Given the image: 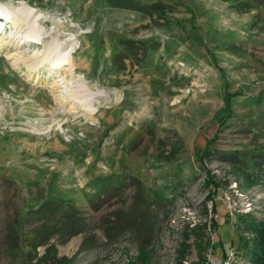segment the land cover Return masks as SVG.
<instances>
[{
    "label": "rangeland",
    "instance_id": "1",
    "mask_svg": "<svg viewBox=\"0 0 264 264\" xmlns=\"http://www.w3.org/2000/svg\"><path fill=\"white\" fill-rule=\"evenodd\" d=\"M136 1L165 7L0 0V264L38 262L23 234L49 197L78 212L70 238L49 218L67 264H264V0ZM19 8L64 36L70 73L11 49Z\"/></svg>",
    "mask_w": 264,
    "mask_h": 264
},
{
    "label": "trees",
    "instance_id": "2",
    "mask_svg": "<svg viewBox=\"0 0 264 264\" xmlns=\"http://www.w3.org/2000/svg\"><path fill=\"white\" fill-rule=\"evenodd\" d=\"M104 1L110 7L129 9V10L140 12L142 14H155L165 7V4L163 3L161 4L159 2L141 3L136 0H104ZM242 5H243L242 2L239 3V6H242ZM119 41L121 45L120 47H123L124 52L120 50L118 52L116 51L117 53L115 52L112 55V59H116V58L122 59L123 58L122 61H124V58L130 59L131 58L130 55H133V49L129 45L131 41L126 40V39H120ZM140 43L143 44L144 46L143 49H149V45L147 42L141 41ZM145 52L146 51L144 50V53ZM113 62L114 64H116L115 60ZM227 159H233V158H227ZM50 189L52 190V188ZM154 193L156 195L160 194V192L157 190H155ZM55 198L56 197H54V199L52 197H49V199L43 201L40 207V211L43 214V216L40 219L41 221L40 224L33 226L32 228H30L23 234V239H24L23 241L25 242V246L28 247L27 253H30L31 251H36L38 247L45 246L44 252L39 257L38 262L28 263V264H67L68 262L67 258L57 257L55 244L50 241L57 233V230H56V223L50 224L49 218L57 215V213L60 214L59 215L61 218L60 223H62L63 226L65 227L64 234H66L67 238H70L71 236H74L82 231L75 218L78 212L76 208L74 207V205L69 202H65L62 199L57 201ZM28 214H29V210L25 212L24 219H27ZM142 215H146L145 212ZM142 215L139 214V217L144 218L145 216H142ZM138 223L137 225H139ZM135 224L136 223L133 224L134 227H135ZM137 229H140L139 226L137 227ZM111 233L112 232L108 230L107 234L110 237H111ZM19 247L22 248V243L19 244ZM87 247H89L88 240L85 239L82 244V248L85 249Z\"/></svg>",
    "mask_w": 264,
    "mask_h": 264
},
{
    "label": "bare ground",
    "instance_id": "3",
    "mask_svg": "<svg viewBox=\"0 0 264 264\" xmlns=\"http://www.w3.org/2000/svg\"><path fill=\"white\" fill-rule=\"evenodd\" d=\"M19 12L21 13V16L19 17V22L25 24L27 26V28L25 29V31H24L25 33H23V38H22V33L21 34L18 33L17 29L14 28V26H11V29H13V31L11 33V36H10L11 39L14 38L15 36H17L20 39H22L21 44L12 46L11 49H15V48H17L19 46L22 47L25 44L27 46H29V45H32V46H43L44 49H45V52H46V56H44L37 65L35 64L36 66L33 67V69L43 68L48 63L49 66H51V68L54 69V71H52L54 74L56 72H58L59 70H65L64 66L68 64V62H67V60L65 58L62 59L61 61H58L59 63L56 64L57 66L55 64H53V62H52L54 54L58 55L59 53H62V52L65 51L64 42H59V39L63 38L64 36L61 35V34L57 35V34H55L54 31H51V30H48V29H44L43 31L39 32L38 36H36L35 34L37 33V28H36L34 23L39 24V25H44L45 27H49L50 24H49L48 20L46 18L42 17V16L36 15L35 13H33V11H31V10L28 11L27 9H24V8H19ZM3 19L4 18L2 16H0V21H2ZM4 21H5L6 24L8 22L9 23L13 22V20L12 19H8L7 16L5 17ZM4 25H1L2 29L6 27ZM54 35H56V37ZM10 57L11 56H9V58ZM69 71H70L69 69L65 70V72H67V73H70ZM58 87L61 88V86H58ZM68 95H72V92H70ZM73 98L74 97H72V96L69 97V101H72V100L74 101ZM61 101L62 102H67L68 99L67 100L62 99ZM82 108H83V110L86 109L84 104L82 105ZM87 112L90 114V116L93 115L92 109L87 108Z\"/></svg>",
    "mask_w": 264,
    "mask_h": 264
}]
</instances>
